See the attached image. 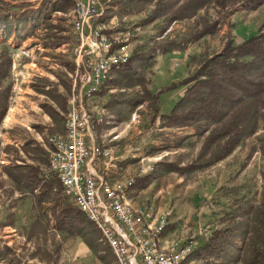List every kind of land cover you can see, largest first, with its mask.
Segmentation results:
<instances>
[{
	"label": "rangeland",
	"instance_id": "1",
	"mask_svg": "<svg viewBox=\"0 0 264 264\" xmlns=\"http://www.w3.org/2000/svg\"><path fill=\"white\" fill-rule=\"evenodd\" d=\"M45 1L0 0V16L10 13L16 20L13 27L8 24L5 35L0 32V57L8 53L12 60L10 77L3 83L11 87V98L0 126V264H113L95 226L87 224L82 237L68 236L52 212V196L41 201L40 189L33 190L22 177L29 165L52 173L47 165L50 139L64 131L78 65L87 58L86 54L80 57L73 8L54 12L46 9ZM100 1L104 13L97 22L102 34L108 38L129 34L131 57L143 53L153 65L148 69L138 65L139 80L113 72L108 87L87 103L94 113L104 111L108 122L99 136L93 127L97 142L109 153L97 159L96 168L102 174L111 171V182L134 184L161 161L192 163L200 154L204 135L196 127H164L161 120L187 86L155 100L146 90L153 94L193 75L202 59L220 52L226 42L240 44L264 30V4L255 10L244 4L222 10L212 3L191 19L169 23L166 17L146 22L158 0ZM171 1L176 9L186 0ZM214 21L219 25L213 34L192 40L205 22ZM263 146L261 119L254 136L213 166L191 175L161 174L144 189L132 184L130 203L165 219V240L189 245L192 252L215 232L234 230L219 260L200 259L194 264H252L242 223L250 220L252 207L262 199ZM8 169L16 179L9 177ZM62 196L69 201L64 191ZM82 243L88 250L80 248Z\"/></svg>",
	"mask_w": 264,
	"mask_h": 264
},
{
	"label": "trees",
	"instance_id": "2",
	"mask_svg": "<svg viewBox=\"0 0 264 264\" xmlns=\"http://www.w3.org/2000/svg\"><path fill=\"white\" fill-rule=\"evenodd\" d=\"M212 3L222 10L238 4L255 10L264 4V0H186L176 9L171 0H158L146 22L161 17H166L169 23L191 19ZM1 5L2 3L0 8ZM44 5L46 9L51 7L54 12H64L73 8V0H46ZM9 18L13 21H8ZM15 22L10 13L1 15L0 32L5 35L8 24L13 27ZM24 22L28 24L27 20ZM218 25V21L205 22L203 27L192 35V40L198 41L213 34ZM141 64H145L144 69L153 65L148 62L145 54L140 53L131 57L128 63L116 72L131 81L139 80L137 67ZM11 67L12 60L8 53L3 58L0 57V126L9 109L11 87H4L3 83L10 77ZM111 81L112 76L105 87H108ZM180 86H187L184 94L168 114L161 115V120L167 128L196 127L200 131L199 134L204 135L200 154L195 161L185 166L161 161L156 164L152 173L136 178L132 188L144 189L161 174L191 175L209 168L227 158L244 140L257 133L260 120H264V30L260 29L256 35L240 44L226 42L220 52L202 59L193 75L163 86L153 94L147 90L146 93L155 100ZM63 108L66 109L65 106ZM102 128L103 125L95 123L97 136ZM262 150L264 153V146ZM47 161L49 168V156ZM8 175L16 179L12 169H8ZM22 177L27 184L33 186V190L40 189L41 201L45 196H52V212L60 222L59 229L68 236L82 237L81 230L87 224L94 228L73 202L62 196L63 187L56 174L41 169L39 165H29L26 166ZM262 177V199L256 207H252L250 220L242 223L245 228L242 232L244 240L250 242L252 248V264H264V172ZM233 234L235 236L231 228L215 232L207 243L191 253L190 261L219 260L223 254L219 252L225 251L227 243L232 241ZM5 249L8 255L12 254L9 247Z\"/></svg>",
	"mask_w": 264,
	"mask_h": 264
},
{
	"label": "built area",
	"instance_id": "3",
	"mask_svg": "<svg viewBox=\"0 0 264 264\" xmlns=\"http://www.w3.org/2000/svg\"><path fill=\"white\" fill-rule=\"evenodd\" d=\"M72 13L80 57L86 54L87 58L78 65L65 132L50 139L48 169L95 226L100 242L113 253V264H194L189 259L191 246L165 240V219L132 206L129 191L133 181L111 182V171L105 169L102 174L96 168L97 159L109 153L97 142L93 127L108 122L104 111L94 113L87 103L131 59L130 36L108 38L102 34L97 22L104 13L100 0H73Z\"/></svg>",
	"mask_w": 264,
	"mask_h": 264
},
{
	"label": "crops",
	"instance_id": "4",
	"mask_svg": "<svg viewBox=\"0 0 264 264\" xmlns=\"http://www.w3.org/2000/svg\"><path fill=\"white\" fill-rule=\"evenodd\" d=\"M79 246H80L81 249L86 248V250H88V247H87L84 243L80 244ZM108 249H109V248H108ZM108 251H109V254H110V256H111V262H112V261L114 260L113 253L111 252L110 249H109Z\"/></svg>",
	"mask_w": 264,
	"mask_h": 264
}]
</instances>
